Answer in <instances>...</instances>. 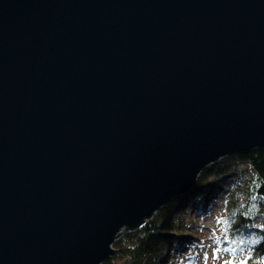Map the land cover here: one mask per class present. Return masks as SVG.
<instances>
[{
	"label": "water",
	"instance_id": "95a60500",
	"mask_svg": "<svg viewBox=\"0 0 264 264\" xmlns=\"http://www.w3.org/2000/svg\"><path fill=\"white\" fill-rule=\"evenodd\" d=\"M255 148L264 0H0V264H101Z\"/></svg>",
	"mask_w": 264,
	"mask_h": 264
},
{
	"label": "trees",
	"instance_id": "16d2710c",
	"mask_svg": "<svg viewBox=\"0 0 264 264\" xmlns=\"http://www.w3.org/2000/svg\"><path fill=\"white\" fill-rule=\"evenodd\" d=\"M240 165L249 171L245 166L239 169ZM218 191L226 194L222 241L227 245L222 249L231 245L243 251L241 259L219 264H264V149L259 148L208 167L186 195L175 197L152 219L118 238L113 244L115 253L101 264H166L170 246L185 229L179 215L182 205L196 208L198 203L191 196L198 195L205 203Z\"/></svg>",
	"mask_w": 264,
	"mask_h": 264
},
{
	"label": "rangeland",
	"instance_id": "374dc122",
	"mask_svg": "<svg viewBox=\"0 0 264 264\" xmlns=\"http://www.w3.org/2000/svg\"><path fill=\"white\" fill-rule=\"evenodd\" d=\"M244 166L240 165L239 169ZM245 169L249 171L246 166ZM222 184L224 186V183ZM230 185L225 183V186ZM198 197L194 195L190 199L198 203L196 208L189 209L188 205L183 204L179 211V215L184 219L186 231L178 235L176 242L170 246L168 264H219L225 259H241L243 251L237 250L235 246L228 245L222 249L227 245V242L222 241L225 239L222 234L225 192L218 191L205 203L197 199ZM201 207L205 208V214H200Z\"/></svg>",
	"mask_w": 264,
	"mask_h": 264
},
{
	"label": "bare ground",
	"instance_id": "6f19581e",
	"mask_svg": "<svg viewBox=\"0 0 264 264\" xmlns=\"http://www.w3.org/2000/svg\"><path fill=\"white\" fill-rule=\"evenodd\" d=\"M232 155H234V154H232ZM232 155H227V156L221 157L218 161H216V162L210 164L208 167H210L211 165H213V164L219 162L221 159L226 158V157H229V156H232ZM234 156H235V155H234ZM208 167H206L204 170H206ZM202 172H203V171H202ZM202 172L200 173V175L202 174ZM200 175H199V177H200ZM199 177H198V179H199ZM186 194H187V193H186ZM186 194H185V195H186ZM191 195H192V194H191ZM191 195H190V196H191ZM185 199L187 200V198H185ZM172 201L174 202V200L172 199L169 203H171ZM169 203H168V204H169ZM166 205H167V204H166ZM202 208H203V207L200 208V214H205V213H206V210H205V208H203V209H202ZM157 213H158V212H157ZM179 213H180V212H179ZM179 213H178V214H179ZM155 215H156V214H155ZM153 216H154V215H153ZM152 218H153V217H152ZM152 218H151V219H152ZM149 220H150V219H149ZM146 221H147V220H146ZM129 231H131V229H129L126 233H128ZM184 231H186V225H185V229H184ZM126 233H125V234H126ZM125 234H123V235H125ZM120 237H123V236L121 235ZM120 237H118V238H120ZM118 238H117V239H118ZM117 239H116V240H117ZM114 243H115V242H114ZM172 245H173V243H172ZM113 249H114V248H113ZM114 253H115V251H114ZM169 253H170V252H169ZM168 260H169V257L166 258V264H168Z\"/></svg>",
	"mask_w": 264,
	"mask_h": 264
}]
</instances>
